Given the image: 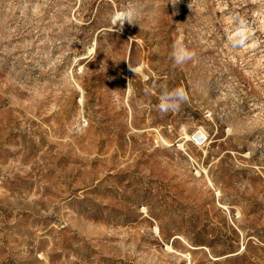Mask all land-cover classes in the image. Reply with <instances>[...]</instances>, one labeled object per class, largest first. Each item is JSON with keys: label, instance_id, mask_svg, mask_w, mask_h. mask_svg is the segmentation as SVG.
Here are the masks:
<instances>
[{"label": "rangeland", "instance_id": "rangeland-1", "mask_svg": "<svg viewBox=\"0 0 264 264\" xmlns=\"http://www.w3.org/2000/svg\"><path fill=\"white\" fill-rule=\"evenodd\" d=\"M0 264H264V0H0Z\"/></svg>", "mask_w": 264, "mask_h": 264}, {"label": "clouds", "instance_id": "clouds-1", "mask_svg": "<svg viewBox=\"0 0 264 264\" xmlns=\"http://www.w3.org/2000/svg\"><path fill=\"white\" fill-rule=\"evenodd\" d=\"M135 19L138 18L134 13L121 12L113 19V24L115 25L118 23V25L122 27L125 22L133 24ZM194 57L195 53L181 42L175 43L170 52V59L176 66L184 65L193 60ZM158 99L159 102L155 105L156 109L162 114H167L171 111L179 110L184 103L188 102L189 97L182 87H176L171 90L164 87L161 89Z\"/></svg>", "mask_w": 264, "mask_h": 264}, {"label": "built area", "instance_id": "built-area-1", "mask_svg": "<svg viewBox=\"0 0 264 264\" xmlns=\"http://www.w3.org/2000/svg\"><path fill=\"white\" fill-rule=\"evenodd\" d=\"M194 136H195V139H200V137H201V135H194Z\"/></svg>", "mask_w": 264, "mask_h": 264}, {"label": "bare ground", "instance_id": "bare-ground-1", "mask_svg": "<svg viewBox=\"0 0 264 264\" xmlns=\"http://www.w3.org/2000/svg\"><path fill=\"white\" fill-rule=\"evenodd\" d=\"M196 135H202V132L198 131V132L196 133Z\"/></svg>", "mask_w": 264, "mask_h": 264}]
</instances>
